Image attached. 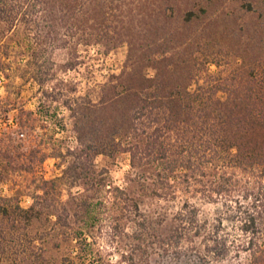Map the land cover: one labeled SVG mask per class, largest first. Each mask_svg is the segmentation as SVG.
<instances>
[{
    "label": "rangeland",
    "instance_id": "1",
    "mask_svg": "<svg viewBox=\"0 0 264 264\" xmlns=\"http://www.w3.org/2000/svg\"><path fill=\"white\" fill-rule=\"evenodd\" d=\"M109 3L112 12L107 21L111 27L116 25L124 36L129 27L134 34L129 56L126 42L116 46L111 41L69 45L63 44L60 31L55 47H43L45 51L35 58L23 25L10 33L0 32V197H11L12 203L25 209L33 205L35 211L28 222L13 225L0 217L2 231L14 236L0 237V264H198L190 246L199 245L200 237H194L193 243L182 240L180 245L187 249L177 254L174 237H168L169 218L143 225V215L154 216L162 204L151 194H142L129 180L127 154H99L92 166L85 159L86 169L75 184L72 171L63 172L75 162L73 151L82 147L76 140L74 117L66 101L83 99L86 106L89 101L95 103L98 107L88 111L91 122L102 115L103 87L110 85L120 91L123 85L156 73L163 81H192V73L196 75L194 81H238L237 74L248 63L264 64V0ZM201 7L206 12L203 18L186 24L185 13L193 10L202 15ZM102 18L89 21L99 27L96 20ZM151 33L174 36L177 42L168 47L161 41L148 48L142 43L143 35ZM110 34L114 35L112 29ZM149 55L161 61L158 70L147 66ZM35 59L38 63L32 65ZM212 59L219 64L207 63ZM243 60L244 68L240 67ZM42 70L49 75L46 80H38ZM35 75L38 78H33ZM93 125V131L100 128V124ZM104 129L99 133L104 134ZM116 137L125 144L123 138ZM89 169H106L107 186H99L100 191L92 186L95 177ZM258 171L254 166L253 173ZM108 185L126 188L129 206L115 198ZM83 199L91 203L93 217L89 220L85 205H80ZM176 207L169 204L167 211ZM215 208L212 203L201 204L203 215L208 217ZM73 231H81L82 237H69ZM234 238L241 237H229ZM258 240L262 244L264 237ZM249 257L247 252H240L239 257L231 252L224 261L211 264H236Z\"/></svg>",
    "mask_w": 264,
    "mask_h": 264
},
{
    "label": "trees",
    "instance_id": "2",
    "mask_svg": "<svg viewBox=\"0 0 264 264\" xmlns=\"http://www.w3.org/2000/svg\"><path fill=\"white\" fill-rule=\"evenodd\" d=\"M111 1L0 0V32L10 33L23 25L35 58L45 51L43 47H55L60 31L63 44L111 41L116 46L126 42L129 56L135 37L129 27L125 36L116 30V25L111 27L107 21L112 12L108 7ZM247 6L251 9L250 4ZM200 9L202 15L193 10L185 13L186 24L203 18L206 12ZM99 16L104 17L96 20L99 27L92 25L90 18ZM111 29L114 35L110 34ZM161 41L168 47L177 42L174 36L151 33L143 35L142 43L149 48ZM258 42L262 40L259 38ZM162 49L166 50V46ZM145 60L149 68L159 69L160 60L150 55ZM37 63L35 59L32 65ZM207 63L219 64L213 59ZM248 64L237 74L238 81H194L193 73L192 81H163L156 73L125 84L120 91L113 89L116 85L103 87L102 115L97 121L88 119V111L95 103L89 101L86 106L83 99L66 101L74 117L76 140L82 147L73 151L75 162L63 172L70 169L75 184L86 169L85 159L92 166L93 158L99 154L125 153L130 165L129 180L142 194H151L162 204L154 216L143 215V225L149 220L163 223L169 218L168 237H174L177 254L187 249L180 245L182 240L193 243L194 237H200V246H190L198 264L222 262L231 252L235 257L240 252L250 255L248 261L239 260L236 264H264V241L261 244L258 240L264 237V64ZM245 65L243 60L240 67ZM44 71L38 80L49 76ZM93 124L104 126V134L99 133L100 128L91 130ZM116 136L123 138L125 144L117 142ZM254 166L259 170L255 174ZM89 170L95 177L92 186L99 191V186H107L106 169ZM108 186L115 198L129 206L126 188ZM0 200L4 201L0 204V217L11 225L28 222L35 214L33 205L25 209L12 203L11 197ZM202 203L216 205L211 217L203 215ZM81 204L85 205L89 220L93 217L91 203L83 199ZM169 204L177 207L169 212ZM135 206L138 209L136 202ZM7 234L0 228V237H14ZM68 234L82 237L81 231Z\"/></svg>",
    "mask_w": 264,
    "mask_h": 264
}]
</instances>
